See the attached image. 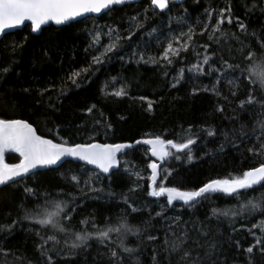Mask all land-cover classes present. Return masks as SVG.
Here are the masks:
<instances>
[{
    "label": "trees",
    "instance_id": "obj_1",
    "mask_svg": "<svg viewBox=\"0 0 264 264\" xmlns=\"http://www.w3.org/2000/svg\"><path fill=\"white\" fill-rule=\"evenodd\" d=\"M252 3L253 0H170L167 9L158 11L150 0H141L114 6L98 17L88 16L59 27L48 25L38 34L32 33L30 25H24L0 39V117L27 120L45 138L57 143L66 139L70 144L133 143L156 135L182 142L177 134H183L191 127L196 140L191 146L192 160L187 159L186 152L176 153L180 159L173 156L162 162L163 169L171 174L166 179L163 176L158 179H163L167 187L193 190L210 179L241 174L264 162V154L252 155L248 151L258 147L256 137L260 130L256 128L254 131V125L261 108L257 104L245 105L242 109L239 102L246 99L250 88H254L257 97L264 100V90L258 84L245 86L246 82H242L238 94L233 97L228 80L239 77V72L235 77L229 72L217 83L224 72L222 59L240 63L237 40L222 39L220 44H216L208 41L206 35H196L192 45L194 50L182 52L178 58H173L171 65L165 62L144 63L140 56L142 54L145 60L159 58L172 35L187 32L189 26L199 33L204 23L214 25L220 9L229 6L233 23L229 25L225 19L222 28L236 33L240 41L259 54L258 39H264V0H257L255 8L251 7ZM206 11L214 12L211 21L205 15ZM134 16L142 27L137 28L132 23L131 17ZM181 17L182 22L178 21ZM236 18L245 24L246 32L239 31ZM109 27L119 30L122 37L120 46L101 64L91 65L92 56L97 55L98 50L102 52L103 45L110 42L106 35ZM130 30L133 36L129 40L126 37ZM96 32L105 35L90 47ZM165 35L167 39L163 40ZM206 43L210 45L207 54L212 59L205 66V73L189 71L193 64L198 63L196 52L202 59L205 52L201 45ZM89 65V71L78 78V86L73 85L68 77ZM209 67L220 71L210 73ZM242 67H247V64ZM4 68L9 71L3 72ZM182 69V78H179ZM214 85L219 95L212 91ZM120 89H124L126 95L114 94ZM93 105L95 107L89 113L87 110ZM218 106H222L223 111H217ZM241 125H245L244 136L240 134ZM208 128L213 129L215 135L208 136L203 131ZM145 150V147L138 146L120 154L119 167L107 176L84 164L66 161L58 167L34 172L35 175L29 174L25 180L0 187V225H12L13 220H18L10 231H0V249H3L0 264H48L38 245L43 242L41 237L46 239L54 234V230H45L38 224L21 219L25 209L34 208L38 202L43 204L45 191L53 198H69L67 195L57 197V193H70L75 198L69 205L76 206L75 218L69 225L72 231H94L92 224L79 223L86 217L95 222L96 228H104L109 222L116 226L118 218L126 213L129 225L144 231L139 238L135 235L126 237V246L137 251L131 257L123 254V264H135L136 261L154 264V250L158 264H178V255H169L164 249L166 234H169V239L175 238L170 234L172 231L176 235L187 232L186 243L193 257L198 254L203 257L207 247L214 243L216 247L209 264L211 261H216V264H249V259L252 264H264V255L259 249H255L251 257L243 251L254 243L249 229L253 224L264 221V215L245 212L232 218L212 214L213 209H238L248 199L260 197L264 187L257 186L254 191L247 192L242 190L239 197L214 193L191 206L175 202L168 205L167 197L148 195L147 177L151 171L147 168L149 159ZM172 151L175 153L174 149ZM19 159L14 152L5 154L8 164H16ZM128 168L139 171L142 178L137 180L125 170ZM73 175L79 177V185L71 180ZM90 177L93 182L86 186L85 181ZM134 182L140 187L133 193L129 189ZM25 184L37 189V195L41 197L39 201L37 196L25 194ZM89 187L98 191H89ZM125 196L128 203L124 201ZM129 204L137 211L133 212ZM157 212L162 215L157 217ZM145 221L148 224H144ZM201 231L208 235H201ZM252 231L260 235L258 228ZM148 235L157 239L148 241ZM119 239L112 233L111 240L115 243L109 246L92 239L86 245L73 249L68 246L71 235L61 233L56 234L59 243L48 241L45 247L53 249L49 253L52 264H114L110 248L116 247ZM197 241L204 247H197Z\"/></svg>",
    "mask_w": 264,
    "mask_h": 264
},
{
    "label": "snow or ice",
    "instance_id": "obj_2",
    "mask_svg": "<svg viewBox=\"0 0 264 264\" xmlns=\"http://www.w3.org/2000/svg\"><path fill=\"white\" fill-rule=\"evenodd\" d=\"M127 0H0V32L5 29L13 28L23 24L25 21L31 22V30L36 32L41 29L42 25L49 22H54L57 25L65 24L68 21H72L77 17L85 16L86 14H99L104 10H110L111 6L121 5L126 3ZM170 0H150V4L155 8L163 11L169 7ZM252 8L257 7V0H253L251 5ZM205 15L208 20L211 21L214 18L213 11H206ZM231 25L232 9L231 6L220 9L219 16L216 18L215 24L204 23L203 28L199 33L192 27H188L187 32L181 31L179 35H172L168 40L166 47L163 48L159 58L149 57L147 60L141 54L140 60L144 63L158 64L165 62L166 65L173 63V58H178L182 52H186L192 49V45L195 43L194 36H207L208 41L216 44H220L221 40L228 41L235 39L240 44V47L236 49L239 53L240 63H230L227 60L222 59V67L224 69L223 75L218 77L217 83L223 80L224 76H227L229 72L235 77V73L239 72L240 76L234 79L228 80V84L231 87L230 94L235 97L238 94L240 83L246 82L248 84H258L260 89L264 90V39H258L260 53L258 54L249 45L239 40L236 33H231L222 28L225 23ZM131 21L137 28L142 25L137 23V17H131ZM178 21L182 22L183 18H178ZM235 23L239 27L241 33L246 32V26L242 23L239 18H236ZM156 31V29H153ZM151 34V33H150ZM101 35H105L101 32H96L93 36L90 47L99 43ZM109 43L103 45V51L98 50L97 55L92 56L91 65L101 64L108 54L114 52L119 46L122 39L119 30L116 28L109 27L108 33ZM255 36V33L252 34ZM133 33H131L126 39H132ZM201 47L204 49L205 54L202 59L200 53L196 52L198 63L193 64L188 70L204 74L205 66L210 64L212 59L207 53L210 50L209 44H203ZM87 51V49H86ZM135 55V53H133ZM123 59V57H121ZM235 59V58H234ZM247 64V67H242L243 64ZM82 68L78 71H74L68 79L73 85L78 86V78L81 77L85 72L89 71V68ZM8 68H4L3 72L7 73ZM220 69L208 68V72H217ZM183 69L181 70L182 78ZM178 78V80H179ZM239 81V82H238ZM175 87V85H173ZM208 89L206 88L205 91ZM27 91V89H25ZM63 91V89H61ZM212 91L219 95V91L214 85ZM43 94V93H42ZM116 96L126 95L124 89H120L114 93ZM143 100L144 98L141 97ZM227 99V97H225ZM259 105L261 112L257 114V120L255 121L254 131L259 128V135L256 137L258 147L249 148L248 151L252 155L264 154V100L257 97L254 88L249 89L248 96L245 100L239 102V107L244 108L245 105L253 106ZM94 105L87 111L91 113L94 109ZM149 110L152 108L151 102L148 105ZM217 111H223L222 106L217 107ZM99 123V121H97ZM245 125H241V136L245 133L243 129ZM206 131L208 136L215 135L213 129H203ZM227 136V133H225ZM177 138L182 142H176L173 139H165L160 135L154 137L137 140L134 143H75L70 144L66 139H61V142H54L52 139L45 138L43 135L38 134L37 129L33 127L31 123L24 119H6L0 117V185H7L9 183H16L17 180H25L29 174H33L35 169L39 168H50L51 166L57 165L65 157H72L76 160L84 162L86 165H93L96 169H99L103 173H109L111 169L119 167V154L123 153L126 149H133L134 145H146V154L148 155L149 162L147 168L151 170V174L147 177V188L149 189L148 195L152 197H167V204L173 205L174 201H182L184 205L191 206L197 203L199 200L207 199L213 193H223L228 196L239 197L243 192L249 190L254 191L257 186L264 187V162H260L258 166H252L244 170L241 174L232 175L229 174L228 178L223 179H210L203 183L202 186L193 190H181L178 187H167L163 179L158 177L163 176L167 178L171 173L163 169L162 163L156 161L166 162L169 157H175L180 159L181 156L176 153H187V159L192 160L191 146L196 143L193 138L191 127L184 130L183 134L178 133ZM175 150V153L172 150ZM12 151L19 154V163L8 164L5 162L6 151ZM155 157L156 161H152L151 158ZM131 175L137 177V180L141 179L139 171H135L133 168L125 169ZM73 182L79 185V177L73 175L71 177ZM93 182L90 177L85 181V185H90ZM140 185L134 182V186L129 189L130 192H136ZM89 191H98V189L90 188ZM24 192L27 196H37V201L41 198L37 195V189L24 185ZM61 195H67L69 198L59 199L53 198L51 194L45 191L42 194L43 204L39 202L32 209H25L21 219L30 221L33 224H38L47 230L48 228L54 230V234L47 236L45 239L41 237L42 243L38 245V249L42 256L47 258L48 264H52V256L49 254L53 249H48L45 245L48 241L59 243L56 240V234H64L65 236L71 235V244L68 245L75 249L87 244L89 240L96 239L101 244L109 246V244L115 243L111 240V234L115 233L120 239L119 244L110 248V256L114 264H123L122 256L127 254L129 257L133 256L137 249L127 247L125 239L128 235H135L138 238L144 231L138 226H130L127 219V214H122L118 220L116 226H111L110 222L104 228H96L95 222L86 217L81 220L80 224H92L94 231H88L82 229L80 231H72L69 225L74 220L73 213L76 212V206L69 207L70 204L74 203V197L71 194L57 193V197ZM125 203H128V197H124ZM132 208L133 212L137 209L131 204L128 205ZM257 213L264 215V193L260 194V197H253L248 199L245 203L239 205L238 209H213L212 214L220 217H232L235 218L242 213ZM161 212H157L156 216H161ZM110 218H106L108 220ZM179 220V217L176 218ZM18 223V220H13L12 225H0V231L11 230L12 227ZM148 224V221L143 222ZM46 226V227H45ZM73 228L75 225L72 226ZM259 229L260 235H256L252 229ZM252 229H249L250 234L253 235L254 243L243 249L246 253L253 254L255 249H259L261 255H264V221L259 224H253ZM235 231V229H234ZM171 236L174 239H169V234H166L164 240V249L171 254H176L179 257L178 264H209L211 257L214 254L216 245L210 244L204 256L201 257L199 254L196 257L192 256V250L187 247L188 234L187 232H181L176 235L172 231ZM39 235V233H37ZM201 235L207 236V232L201 231ZM156 236L148 235V241H155ZM108 242V243H106ZM67 245V241H65ZM197 247H204L199 242H195ZM237 247H240L239 242H236ZM3 252V249H0ZM154 264H158L157 256L153 254ZM135 264H139L138 261ZM211 264H216V261H211ZM249 264H252L249 259Z\"/></svg>",
    "mask_w": 264,
    "mask_h": 264
},
{
    "label": "water",
    "instance_id": "obj_3",
    "mask_svg": "<svg viewBox=\"0 0 264 264\" xmlns=\"http://www.w3.org/2000/svg\"><path fill=\"white\" fill-rule=\"evenodd\" d=\"M141 0H127V2L126 3H124V4H131V3H137V2H140ZM124 4H121V5H114V6H122V5H124ZM114 6H111V8L112 7H114ZM155 10H158V11H161V10H159V9H157V8H155L154 6H152ZM108 10H104V11H102L101 13H99V14H86L85 16H82V17H77V18H75L74 20H72V21H68V22H66L65 24H62V25H57V24H55L54 22H49V23H47V24H45V25H42L41 26V29L43 28V27H45V26H48V25H54V26H56V27H59V26H63V25H67V24H69V23H71V22H75V21H78V20H82V19H84V18H86V17H88V16H95V17H98V16H100L101 14H103V13H105V12H107ZM30 25L31 26V22L30 21H25L23 24H21V25H19V26H16V27H13V28H9V29H5L3 32H0V39L5 35V34H8V33H11V32H13V31H15V30H19V29H21L24 25ZM40 29V30H41ZM40 30H38V31H36V32H33L32 30V33H34V34H38L39 32H40ZM95 143H98V142H95ZM134 143V142H133ZM138 146H143V147H145V148H147V146L146 145H134V147H138ZM128 149H126L125 151H127ZM124 151V152H125ZM9 152H12V151H6V153H9ZM5 153V154H6ZM15 153V152H14ZM16 154H18V153H16ZM122 154V153H121ZM19 155V154H18ZM119 156H120V154H119ZM118 156V157H119ZM153 160L154 161H156V158L155 157H153ZM66 161H71V162H77V163H81V164H84L85 166H87V167H89L91 170H94V171H97L100 175H103V176H107V175H109L110 173H112L116 168H114V169H111L110 170V172L109 173H103V172H101L99 169H96L95 168V166H93V165H86L84 162H82V161H79V160H76L75 158H72V157H65V158H63L60 162H58V164L57 165H54V166H51V167H53V168H55V167H58L59 165H61L62 163H64V162H66ZM157 163H162V162H160V161H156ZM19 163V162H18ZM50 167V168H51ZM45 169H47V168H39V169H35L34 170V172H37V171H42V170H45ZM151 171V170H150ZM3 185H0V187H2ZM214 194V193H213ZM163 197H166V196H163ZM175 203H180V204H183V202L182 201H174Z\"/></svg>",
    "mask_w": 264,
    "mask_h": 264
},
{
    "label": "rangeland",
    "instance_id": "obj_4",
    "mask_svg": "<svg viewBox=\"0 0 264 264\" xmlns=\"http://www.w3.org/2000/svg\"><path fill=\"white\" fill-rule=\"evenodd\" d=\"M166 36H167V35H165V36H162V38L164 37V39H163V40H166V39H167V37H166ZM163 40H162V41H163Z\"/></svg>",
    "mask_w": 264,
    "mask_h": 264
}]
</instances>
